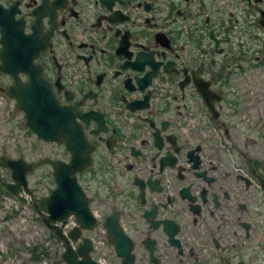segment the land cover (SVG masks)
I'll return each mask as SVG.
<instances>
[{"label": "flooded vegetation", "instance_id": "1", "mask_svg": "<svg viewBox=\"0 0 264 264\" xmlns=\"http://www.w3.org/2000/svg\"><path fill=\"white\" fill-rule=\"evenodd\" d=\"M0 4L46 41L42 74L101 166L78 175L104 178L101 205L133 239L135 264H264V100L253 90L264 74V0ZM204 123L216 145L197 133ZM157 147L183 155L158 176L160 190L141 196L127 176L136 165L157 176ZM145 206L150 223L135 214Z\"/></svg>", "mask_w": 264, "mask_h": 264}, {"label": "water", "instance_id": "2", "mask_svg": "<svg viewBox=\"0 0 264 264\" xmlns=\"http://www.w3.org/2000/svg\"><path fill=\"white\" fill-rule=\"evenodd\" d=\"M13 13L0 6V70L10 74L13 83L9 87V93L13 95L19 107L25 111L26 125L36 133L37 137L45 141H65L66 147L70 150L72 158L66 164L58 161L54 171L56 187L46 198V211L48 216L44 222L48 227H53L55 233L63 239L66 244L62 258L66 264H97L89 256L91 242L84 238L76 249L69 243V238L76 240L80 235V229L92 228L96 219L92 216L87 198L71 173L90 165V146L82 134V131L75 121L73 112L65 106L60 105L53 96L49 84L40 74V65L34 63V58L39 50L45 47L46 41H36L34 35H23L18 24L15 25ZM27 73L28 80L22 81L19 74ZM160 148V147H159ZM178 152V149L174 150ZM177 157L170 153H157L159 170L165 166H174ZM12 169L14 184H9L12 192L16 193L21 186H26V172L31 170L32 165L25 163L22 158L8 160ZM196 165L194 164L193 167ZM134 183L140 189L147 185L151 190H160L158 181L147 180L144 182L138 177ZM143 192L141 191V196ZM74 214L79 226L72 229L68 237L62 233L60 226L52 225L51 222L65 220L67 216ZM153 211L144 210L143 216L146 220L151 218ZM109 242L113 244L116 255L121 257L118 264H133L134 254L131 253L133 244L126 236L117 220L112 214L105 219ZM153 242L147 241L146 247L149 250L150 260L155 258L152 255ZM54 264H60L58 261ZM117 264V263H114ZM155 264V263H154Z\"/></svg>", "mask_w": 264, "mask_h": 264}, {"label": "rangeland", "instance_id": "3", "mask_svg": "<svg viewBox=\"0 0 264 264\" xmlns=\"http://www.w3.org/2000/svg\"><path fill=\"white\" fill-rule=\"evenodd\" d=\"M9 83L10 78L0 75V87L5 89ZM253 90L261 92L264 100V74L260 79L256 78ZM0 96V103L3 100L0 107V181L11 180L6 164L8 159L22 157L28 162H38L27 174V191H30L32 203H25L24 209L22 207L16 215H12L5 200L9 195L0 194V264H51L61 258L63 247L50 236L51 230L42 223L41 213L35 205L55 187L52 177L54 161L66 158L65 148L62 144L38 139L26 127L22 112L15 107V102L5 90ZM8 111L9 117L5 114ZM87 192L92 195L93 191L88 188ZM91 206L101 209L100 203L95 201ZM39 210L45 212L44 209ZM34 253L40 254L41 258L36 259Z\"/></svg>", "mask_w": 264, "mask_h": 264}]
</instances>
